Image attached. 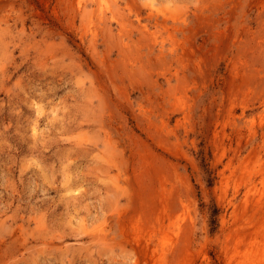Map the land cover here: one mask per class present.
Segmentation results:
<instances>
[{
  "label": "rangeland",
  "instance_id": "rangeland-1",
  "mask_svg": "<svg viewBox=\"0 0 264 264\" xmlns=\"http://www.w3.org/2000/svg\"><path fill=\"white\" fill-rule=\"evenodd\" d=\"M0 264H264V0H0Z\"/></svg>",
  "mask_w": 264,
  "mask_h": 264
},
{
  "label": "trees",
  "instance_id": "trees-1",
  "mask_svg": "<svg viewBox=\"0 0 264 264\" xmlns=\"http://www.w3.org/2000/svg\"><path fill=\"white\" fill-rule=\"evenodd\" d=\"M213 216H214V213H213ZM216 219H212V223H215Z\"/></svg>",
  "mask_w": 264,
  "mask_h": 264
}]
</instances>
